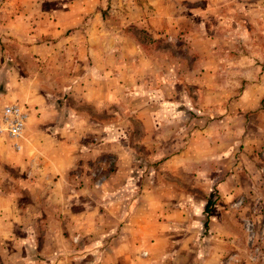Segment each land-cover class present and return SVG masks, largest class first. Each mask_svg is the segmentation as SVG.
I'll use <instances>...</instances> for the list:
<instances>
[{
  "label": "rangeland",
  "instance_id": "obj_1",
  "mask_svg": "<svg viewBox=\"0 0 264 264\" xmlns=\"http://www.w3.org/2000/svg\"><path fill=\"white\" fill-rule=\"evenodd\" d=\"M63 11L88 12L55 27L56 13ZM20 17L23 28L15 22ZM149 18H167L168 25L155 32ZM26 31L33 35L29 45H37L33 59L16 38ZM78 40L82 49L98 42L102 54L109 46L115 57L130 60L120 67L128 77L124 110L115 111L119 105L112 103L104 114L87 109L92 120L107 124L106 141L123 142L126 159L116 149L106 152L85 166L87 178L76 170L73 184L97 198L120 159L128 168L124 185L106 200L118 203L121 216L132 214L136 202L137 216H143L138 203L149 190L157 219L177 222L171 236L161 232L157 244L150 241L162 255L149 256L148 241L136 240L137 262L208 264L211 257L209 264H264V0H0V95L13 69L20 77L39 74L38 83L47 87L50 69L56 76L72 73L66 62L76 53L63 44ZM132 57L146 64L139 69ZM87 62L89 73L90 57ZM10 104L23 107L24 131L29 107L17 99L5 106ZM114 120L122 122L116 129ZM0 141L19 151L6 135ZM207 200L213 205L204 229ZM11 262L0 255V264ZM97 263L96 254L73 260Z\"/></svg>",
  "mask_w": 264,
  "mask_h": 264
},
{
  "label": "crops",
  "instance_id": "obj_2",
  "mask_svg": "<svg viewBox=\"0 0 264 264\" xmlns=\"http://www.w3.org/2000/svg\"><path fill=\"white\" fill-rule=\"evenodd\" d=\"M87 12L56 13L59 24L55 22V27L69 25L67 21L70 18L82 19ZM20 16L23 17V13ZM179 19L177 17L176 22ZM15 22H22L21 28L25 27L21 17ZM167 22V18L146 20L153 31L167 26ZM37 32L35 29V34ZM8 34L16 36V32ZM23 37H16L22 44V52L33 59L37 52V45H29L33 42V35L26 31ZM74 44H63L64 48H72L76 53H72L66 62L71 64L72 73L56 76L50 69L51 74H45L48 87L38 83L37 73L20 77V73L13 69L4 76L6 91L0 95V112L7 101L17 99L26 103L29 113L19 151L0 141V255L9 257L11 264H63L61 256L67 257L66 263L73 264L75 257L91 254L97 255V264H140L137 262V257L141 256L137 252L136 240L148 241L145 253L149 256L158 252L162 255L163 250L152 251L150 241L157 244L163 238L161 232L171 236L172 232L168 230L177 222L157 219V202L153 201L155 198L149 190L141 195L144 201L141 199L138 203L142 202L139 209L144 217L137 216L136 202L134 212H127V217L117 212V202L106 200L109 198L105 196H112L124 185L128 168L120 159L110 174L111 179L106 181L95 199L91 197L94 194H89L92 191H88V187L73 184L70 178L78 169L81 179L87 178L89 169L85 166L98 162L104 153L113 149L118 151V157L123 161L126 159L120 145L123 142L118 138L106 141L107 124L92 120L88 113L104 114L108 110L106 106L111 103L114 107L119 105L115 111L124 110V103L120 100L123 94L127 95L128 77L120 67L130 58L118 59L109 52L112 49L109 46L102 54L103 49L98 42L86 49H82L84 43L81 40ZM44 47L48 49V46ZM49 48H52L51 44ZM89 57L92 70L86 73L85 64ZM131 60L139 69L146 64L142 58L132 57ZM54 82L55 87L50 88ZM110 123L115 129L122 124L121 120ZM83 137L85 142L81 140ZM129 206H125V211ZM73 240L78 243L73 245ZM62 242L69 246L62 247ZM213 260L210 257L206 263Z\"/></svg>",
  "mask_w": 264,
  "mask_h": 264
},
{
  "label": "built area",
  "instance_id": "obj_3",
  "mask_svg": "<svg viewBox=\"0 0 264 264\" xmlns=\"http://www.w3.org/2000/svg\"><path fill=\"white\" fill-rule=\"evenodd\" d=\"M26 120V113L23 107L18 104L6 105L0 113V135H6L13 143L15 150L19 149L17 141L21 134Z\"/></svg>",
  "mask_w": 264,
  "mask_h": 264
},
{
  "label": "trees",
  "instance_id": "obj_4",
  "mask_svg": "<svg viewBox=\"0 0 264 264\" xmlns=\"http://www.w3.org/2000/svg\"><path fill=\"white\" fill-rule=\"evenodd\" d=\"M212 205H213L212 202L210 200H207L206 203H205V205H204V207H203L202 212H203V214L205 216V219L202 222V226H203L204 229L207 228V225H208L207 215H208L209 211L211 210Z\"/></svg>",
  "mask_w": 264,
  "mask_h": 264
}]
</instances>
